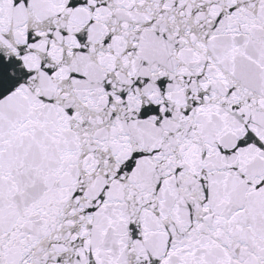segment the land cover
Listing matches in <instances>:
<instances>
[{
    "label": "snow or ice",
    "instance_id": "6c2138e0",
    "mask_svg": "<svg viewBox=\"0 0 264 264\" xmlns=\"http://www.w3.org/2000/svg\"><path fill=\"white\" fill-rule=\"evenodd\" d=\"M0 264H264V0H0Z\"/></svg>",
    "mask_w": 264,
    "mask_h": 264
}]
</instances>
